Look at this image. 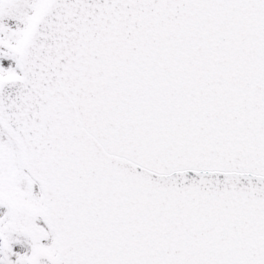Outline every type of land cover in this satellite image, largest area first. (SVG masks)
Wrapping results in <instances>:
<instances>
[{
  "label": "snow or ice",
  "instance_id": "obj_1",
  "mask_svg": "<svg viewBox=\"0 0 264 264\" xmlns=\"http://www.w3.org/2000/svg\"><path fill=\"white\" fill-rule=\"evenodd\" d=\"M0 264H264V0H0Z\"/></svg>",
  "mask_w": 264,
  "mask_h": 264
}]
</instances>
